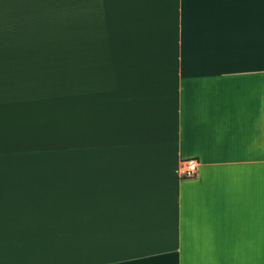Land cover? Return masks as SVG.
<instances>
[{
	"label": "crops",
	"instance_id": "crops-1",
	"mask_svg": "<svg viewBox=\"0 0 264 264\" xmlns=\"http://www.w3.org/2000/svg\"><path fill=\"white\" fill-rule=\"evenodd\" d=\"M3 2L0 264H264V0H79L150 26L96 65L76 197L64 173H11L39 73L34 48L4 46Z\"/></svg>",
	"mask_w": 264,
	"mask_h": 264
},
{
	"label": "rangeland",
	"instance_id": "rangeland-1",
	"mask_svg": "<svg viewBox=\"0 0 264 264\" xmlns=\"http://www.w3.org/2000/svg\"><path fill=\"white\" fill-rule=\"evenodd\" d=\"M23 3L31 2L23 0L19 6L13 0V8L4 3L8 13L2 38L8 52L35 50L39 80L32 105L38 134L17 152L18 165L10 163L11 173H64L76 197L80 163L94 158L96 65L109 63L113 52L129 43L136 45L143 39V26L150 24L129 22L126 7L103 15L84 6L80 14L79 0H33L30 16Z\"/></svg>",
	"mask_w": 264,
	"mask_h": 264
},
{
	"label": "built area",
	"instance_id": "built-area-1",
	"mask_svg": "<svg viewBox=\"0 0 264 264\" xmlns=\"http://www.w3.org/2000/svg\"><path fill=\"white\" fill-rule=\"evenodd\" d=\"M199 168V160L197 158H186L183 160L180 171L183 177L191 176L197 173Z\"/></svg>",
	"mask_w": 264,
	"mask_h": 264
}]
</instances>
